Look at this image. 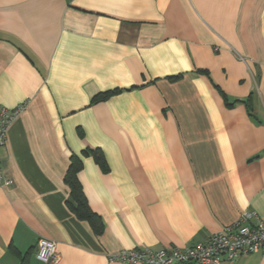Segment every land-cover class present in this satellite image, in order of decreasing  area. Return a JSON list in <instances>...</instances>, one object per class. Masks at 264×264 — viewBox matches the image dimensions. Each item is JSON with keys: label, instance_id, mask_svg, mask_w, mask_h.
I'll return each mask as SVG.
<instances>
[{"label": "crops", "instance_id": "obj_1", "mask_svg": "<svg viewBox=\"0 0 264 264\" xmlns=\"http://www.w3.org/2000/svg\"><path fill=\"white\" fill-rule=\"evenodd\" d=\"M0 105L25 106L1 149L0 264H45L40 239L54 264H128L109 258L264 222V0H0ZM73 155L99 235L68 206Z\"/></svg>", "mask_w": 264, "mask_h": 264}, {"label": "built area", "instance_id": "obj_2", "mask_svg": "<svg viewBox=\"0 0 264 264\" xmlns=\"http://www.w3.org/2000/svg\"><path fill=\"white\" fill-rule=\"evenodd\" d=\"M24 108V105L14 109L0 105V160L8 130ZM4 184L11 185L12 181L5 179ZM257 252H264V222L254 212H243L233 225L212 235L205 242L158 251L147 248L124 250L111 256L109 261L128 264H222ZM35 256L45 264L57 263L60 259L57 243L49 239H40Z\"/></svg>", "mask_w": 264, "mask_h": 264}, {"label": "trees", "instance_id": "obj_3", "mask_svg": "<svg viewBox=\"0 0 264 264\" xmlns=\"http://www.w3.org/2000/svg\"><path fill=\"white\" fill-rule=\"evenodd\" d=\"M178 78L177 76L169 77L170 80ZM120 92L121 90H112L100 93L93 97L92 103L105 101ZM83 153L87 156L91 155L104 172L108 171V166L100 150H86ZM82 166L83 162L79 156L73 155L70 158V165L64 177V182L69 187L71 194V201L68 203V206L78 219L88 222L93 231L99 235L102 232L103 223L100 217L90 210L82 187L78 181V173L81 171ZM21 264H29L28 257L23 258Z\"/></svg>", "mask_w": 264, "mask_h": 264}]
</instances>
